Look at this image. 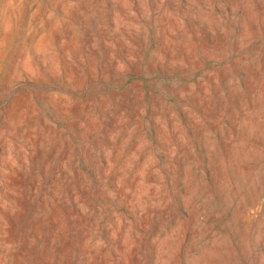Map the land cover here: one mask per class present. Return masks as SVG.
Segmentation results:
<instances>
[{"label":"rangeland","instance_id":"374dc122","mask_svg":"<svg viewBox=\"0 0 264 264\" xmlns=\"http://www.w3.org/2000/svg\"><path fill=\"white\" fill-rule=\"evenodd\" d=\"M0 264H264V0H0Z\"/></svg>","mask_w":264,"mask_h":264},{"label":"bare ground","instance_id":"6f19581e","mask_svg":"<svg viewBox=\"0 0 264 264\" xmlns=\"http://www.w3.org/2000/svg\"><path fill=\"white\" fill-rule=\"evenodd\" d=\"M40 182V181H39ZM36 253V252H35ZM55 254V253H54ZM55 260V259H54Z\"/></svg>","mask_w":264,"mask_h":264}]
</instances>
